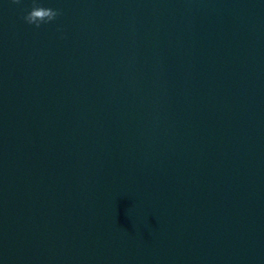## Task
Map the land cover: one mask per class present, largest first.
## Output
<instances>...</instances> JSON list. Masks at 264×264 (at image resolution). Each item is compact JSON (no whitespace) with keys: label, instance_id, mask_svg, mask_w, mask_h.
Segmentation results:
<instances>
[{"label":"water","instance_id":"obj_1","mask_svg":"<svg viewBox=\"0 0 264 264\" xmlns=\"http://www.w3.org/2000/svg\"><path fill=\"white\" fill-rule=\"evenodd\" d=\"M0 0V264H264V0Z\"/></svg>","mask_w":264,"mask_h":264},{"label":"clouds","instance_id":"obj_2","mask_svg":"<svg viewBox=\"0 0 264 264\" xmlns=\"http://www.w3.org/2000/svg\"><path fill=\"white\" fill-rule=\"evenodd\" d=\"M14 2L19 3L20 0H14ZM58 14V10L45 7L38 3V0H33L32 7L24 16V19L27 23L40 27L41 23H47L54 20Z\"/></svg>","mask_w":264,"mask_h":264}]
</instances>
